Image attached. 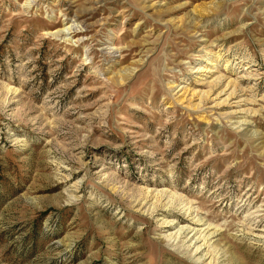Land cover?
<instances>
[{
  "label": "rangeland",
  "instance_id": "obj_1",
  "mask_svg": "<svg viewBox=\"0 0 264 264\" xmlns=\"http://www.w3.org/2000/svg\"><path fill=\"white\" fill-rule=\"evenodd\" d=\"M0 264H264V0H0Z\"/></svg>",
  "mask_w": 264,
  "mask_h": 264
},
{
  "label": "bare ground",
  "instance_id": "obj_2",
  "mask_svg": "<svg viewBox=\"0 0 264 264\" xmlns=\"http://www.w3.org/2000/svg\"><path fill=\"white\" fill-rule=\"evenodd\" d=\"M72 32H73V31H72ZM233 93H234V92H233ZM231 94H232V93H231ZM229 95H230V94H229ZM232 95H233V94H232ZM203 96H204V95H203ZM206 97H207V96H206ZM200 103H201V102H200ZM208 228H210V227H208ZM215 229H216V228H215ZM200 230H201V229H200ZM208 230H209V229H208ZM216 230H217V229H216ZM201 232H204V231H201ZM209 232H211V231H209ZM217 232H218V230H217ZM198 233H199V232H198ZM207 233H208V232H207ZM199 234H200V233H199ZM205 234H206V232H205ZM213 234H214V232H213V233H212V232L209 233V235H213ZM195 235H196V234H195ZM200 235H201V234H200ZM203 235H204V234H203ZM205 236H207V235H205ZM213 236H214V235H213ZM198 237H199V236H198ZM201 237H202V236H201ZM203 237H204V236H203ZM211 237H212V236H211ZM198 239H199V238H198ZM198 239H197V240H198ZM205 239H207V238H205ZM205 239H204V240H205ZM204 240H203V241H204ZM205 241H206V240H205ZM205 243H206V242H205ZM200 247H202V245H200V246L198 247V249H199ZM200 249H201V248H200Z\"/></svg>",
  "mask_w": 264,
  "mask_h": 264
}]
</instances>
